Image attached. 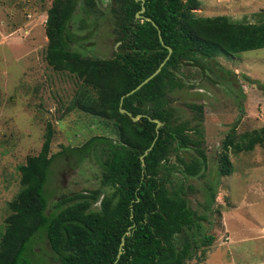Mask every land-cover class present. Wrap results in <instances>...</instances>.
Returning <instances> with one entry per match:
<instances>
[{"label":"trees","instance_id":"trees-1","mask_svg":"<svg viewBox=\"0 0 264 264\" xmlns=\"http://www.w3.org/2000/svg\"><path fill=\"white\" fill-rule=\"evenodd\" d=\"M82 2L83 14L94 9V0ZM113 2L118 50L111 59L89 57L67 48L73 39L69 23L77 0H52L45 23L46 61L93 87L96 96L81 89L77 105L113 123L115 137L93 135L80 146L62 149L79 159L95 157L100 186L60 199L54 210L47 211L44 185L54 156L49 154L52 128L47 124L40 151L18 165L21 188L8 203L10 213L0 238V264H31L29 246L32 237L41 232L59 264H186L199 246L211 244V235L203 234L198 245L186 232L198 227L202 219L188 203L186 191L192 186H184L188 177L203 176L207 166L200 129L198 124L191 126L190 120L176 119L168 93L185 86L176 75L184 65L202 68L201 59L208 63L219 54L229 57L264 48V20L236 21L224 14L197 16L193 10L198 0H144L143 15L151 19L148 21L135 17L142 7L140 0ZM83 21L80 29L84 28ZM166 46L172 52L161 70L119 105L121 96L164 60ZM188 106L199 112L196 120L201 122L202 106ZM120 107L131 116H143L134 121L120 112ZM149 118L160 120L161 126L156 129ZM235 129L232 125L222 141L220 176L230 173L229 148L237 152L264 142V126L238 137ZM189 131L199 138H193ZM152 142L142 165L140 157ZM188 149L194 154L186 160L179 151ZM176 173L181 177L173 186Z\"/></svg>","mask_w":264,"mask_h":264},{"label":"rangeland","instance_id":"rangeland-1","mask_svg":"<svg viewBox=\"0 0 264 264\" xmlns=\"http://www.w3.org/2000/svg\"><path fill=\"white\" fill-rule=\"evenodd\" d=\"M198 2L193 10L197 16L224 14L236 21L264 20V0ZM51 3L0 0V238L10 213L8 203L21 188L18 165L40 151L47 124L52 128L49 154H54L44 185L47 211L54 210L60 199L100 186L96 158L87 155L79 159L70 151L63 152V147L80 146L93 135L115 137L110 119L77 105L81 89L92 96H96V90L76 74L54 68L46 61L45 23ZM82 5V0H77L69 23L73 39L67 48L89 57L111 59L118 50L113 0H94V9L85 15ZM82 20L85 25L80 29ZM199 61L202 68L191 64L180 68L176 75L185 86L168 93L176 119L190 120L191 126L198 124L201 148L207 156L203 176L188 177L184 183L192 186L191 190L185 188L190 208L202 217L198 227L186 232L198 245L203 234L213 239L210 245L199 246L186 264H264L263 233L256 223L264 221V192H251L253 185L260 188L264 184V149L259 158L255 157L258 164L253 165V151L241 153L238 160L229 148L230 173L218 174V155L230 127L236 125L238 137L264 126V48L229 57L219 54L209 59L210 63ZM188 104L202 106L201 122L196 120L199 112ZM189 134L199 138L195 132ZM179 154L189 160L194 153L188 149ZM171 160L175 161V155ZM180 177V173L173 174V186ZM226 202H232V206ZM221 211L226 212L228 233L220 228ZM28 257L31 264H59L42 232L32 237Z\"/></svg>","mask_w":264,"mask_h":264},{"label":"water","instance_id":"water-1","mask_svg":"<svg viewBox=\"0 0 264 264\" xmlns=\"http://www.w3.org/2000/svg\"><path fill=\"white\" fill-rule=\"evenodd\" d=\"M140 2H141V5H142V7L135 13V17L136 18H144V19H146V20H148V21H151V19L149 18V17H145L144 15H143V12H144V10H145V8H144V6H143V3H144V0H140ZM158 33H160V31L158 30ZM159 38H160V40H161V37H160V35H159ZM162 42V41H161ZM167 47V50H168V53H167V55H166V57L164 58V60L159 64V66L149 75V76H147L146 78H144L139 84H137L134 88H132L131 90H129L128 92H126L125 94H123L122 96H121V98H120V103H119V105H121V103H122V99L125 97V96H127V95H129V94H131V93H133L134 91H136L137 89H139L142 85H144L146 82H148L152 77H154L160 70H161V67L164 65V63L166 62V60L168 59V57L170 56V53L172 52V48L171 47H169V46H166ZM120 112H122V113H126V114H128L129 116H131L130 115V113L129 112H127L125 109H123V108H121L120 107ZM141 116H143V114H137L136 116H131V118H132V120H137L138 118H140ZM149 120H151V121H153V122H155V127H156V129H158L160 126H161V121L160 120H158V119H156V118H149ZM153 146V142H152V144L145 150V152H144V154L140 157V159H141V162H142V165H144V155L151 149V147ZM124 244V240L122 239L121 240V242H120V245H119V251H118V253H117V257H116V260L119 258V255H120V253H121V247H122V245Z\"/></svg>","mask_w":264,"mask_h":264},{"label":"crops","instance_id":"crops-1","mask_svg":"<svg viewBox=\"0 0 264 264\" xmlns=\"http://www.w3.org/2000/svg\"><path fill=\"white\" fill-rule=\"evenodd\" d=\"M261 149H264V142H262V143H256V144H254V146L252 147V149H248V150H241V151H237V152H235V154L237 155V159L239 160V157L240 156H242V154L241 153H243V152H246V151H253L252 152V154L250 155V157H251V159H250V163L251 164H253V165H256V164H258V162L256 161V159H255V157L257 156V158H259V152H260V150ZM233 152V151H232ZM256 170V169H255ZM258 179V178H257ZM259 191H261V192H264V184H263V187H262V185H261V187L260 188H258L257 186H255V185H253L252 186V188H251V192H252V194H256L257 192H259ZM221 192H223V191H221ZM224 193H226V192H224ZM227 196H228V194L226 193V201H227ZM218 199H220V196H218ZM264 202V201H263ZM218 203H220V205H221V202H220V200H218ZM219 205V206H220ZM226 205H228V206H232V202H230V203H228V202H226ZM223 206H224V204H223ZM223 206H220V207H222V211H223ZM227 209H229V208H227ZM222 211H221V229H222V231L223 232H225V233H228L227 231L228 230H230V229H228L227 228V225L225 224L226 222H225V220H224V218L226 217V212L224 211V214L222 213ZM229 213H234V211H229ZM259 226H260V228L261 229H259L258 231H261L262 233H263V235H262V241H264V221H262V222H256ZM228 238H227V241H228V239H229V234H228V236H227Z\"/></svg>","mask_w":264,"mask_h":264}]
</instances>
